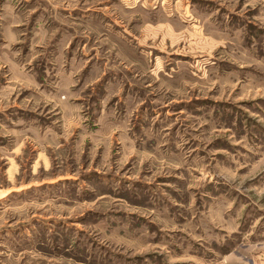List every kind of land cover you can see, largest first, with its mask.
I'll list each match as a JSON object with an SVG mask.
<instances>
[{
    "label": "rangeland",
    "instance_id": "374dc122",
    "mask_svg": "<svg viewBox=\"0 0 264 264\" xmlns=\"http://www.w3.org/2000/svg\"><path fill=\"white\" fill-rule=\"evenodd\" d=\"M0 264H264V0H0Z\"/></svg>",
    "mask_w": 264,
    "mask_h": 264
}]
</instances>
